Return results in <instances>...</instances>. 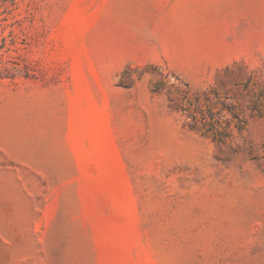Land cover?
Here are the masks:
<instances>
[{
	"label": "rangeland",
	"instance_id": "374dc122",
	"mask_svg": "<svg viewBox=\"0 0 264 264\" xmlns=\"http://www.w3.org/2000/svg\"><path fill=\"white\" fill-rule=\"evenodd\" d=\"M0 264H264V0H0Z\"/></svg>",
	"mask_w": 264,
	"mask_h": 264
},
{
	"label": "trees",
	"instance_id": "16d2710c",
	"mask_svg": "<svg viewBox=\"0 0 264 264\" xmlns=\"http://www.w3.org/2000/svg\"><path fill=\"white\" fill-rule=\"evenodd\" d=\"M220 139V138H219Z\"/></svg>",
	"mask_w": 264,
	"mask_h": 264
}]
</instances>
